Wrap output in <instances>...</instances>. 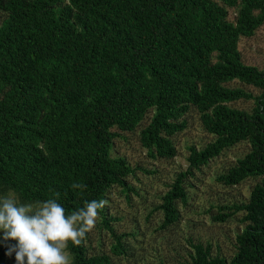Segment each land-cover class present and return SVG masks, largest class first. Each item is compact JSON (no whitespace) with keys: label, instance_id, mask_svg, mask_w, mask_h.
Returning <instances> with one entry per match:
<instances>
[{"label":"trees","instance_id":"16d2710c","mask_svg":"<svg viewBox=\"0 0 264 264\" xmlns=\"http://www.w3.org/2000/svg\"><path fill=\"white\" fill-rule=\"evenodd\" d=\"M0 13V195L56 198L71 213L106 201L114 187L131 190L133 169L111 155V130L133 132L152 112L140 145L151 159L171 160L172 138L194 109L214 140L188 148V169L161 198L162 227L187 204L184 179L246 142L249 150L217 177L228 187L255 181L247 202L219 217L243 213L236 252L227 260L197 243L190 264H264V68L244 64L238 49L264 24V0H0ZM235 82L260 93L228 86ZM239 101L253 107L229 106ZM99 217L115 238L111 253L124 255L103 209ZM88 238L69 245L74 264H113L89 253ZM6 251L0 242V264H15Z\"/></svg>","mask_w":264,"mask_h":264},{"label":"rangeland","instance_id":"374dc122","mask_svg":"<svg viewBox=\"0 0 264 264\" xmlns=\"http://www.w3.org/2000/svg\"><path fill=\"white\" fill-rule=\"evenodd\" d=\"M235 16L236 11L228 9V20L234 21ZM3 18L0 13V24ZM238 49L244 64L263 69L264 24L251 38H241ZM228 86L242 88L253 96L260 93L251 86L236 82ZM229 106L250 110L253 102L239 101ZM151 114L149 112L133 132L111 130L116 134L111 155L123 157L133 169V174L126 179V187L131 190L112 188L106 196L103 211L115 235L121 237L126 252L118 257L111 253L115 238L105 229L99 217L85 243L89 253H104L110 256L113 264H190L192 245L201 243L210 247L212 256L230 260L236 252V236L245 227L243 213L237 212L225 221H220L219 217L233 213L223 208L246 203L255 181L246 180L228 187L219 183L217 177L232 167L249 150V145L242 142L224 150L200 170L187 176L184 179L187 204L179 203V219L163 228V213L158 209L161 198L176 177L188 169V148L202 149L214 138L204 131L198 113L191 109L183 117L185 129L172 138L176 156L171 160L151 159L139 142L140 129L146 126ZM7 194L18 199L12 192Z\"/></svg>","mask_w":264,"mask_h":264},{"label":"clouds","instance_id":"9594fccd","mask_svg":"<svg viewBox=\"0 0 264 264\" xmlns=\"http://www.w3.org/2000/svg\"><path fill=\"white\" fill-rule=\"evenodd\" d=\"M74 189L82 187L73 184ZM106 201H86L71 213L56 198L22 203L14 196L0 195V242L5 256L15 264H74L69 245H81L97 225ZM15 241V243H8Z\"/></svg>","mask_w":264,"mask_h":264}]
</instances>
